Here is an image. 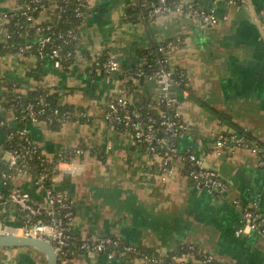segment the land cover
Returning <instances> with one entry per match:
<instances>
[{
    "label": "crops",
    "instance_id": "1",
    "mask_svg": "<svg viewBox=\"0 0 264 264\" xmlns=\"http://www.w3.org/2000/svg\"><path fill=\"white\" fill-rule=\"evenodd\" d=\"M21 2L0 0V16ZM198 3L228 19L213 27L175 12L149 22L130 20L126 9L133 0H90L79 29L77 59L59 67L49 58L3 54L0 76L25 88L42 85L89 117L86 122L67 121L57 130L43 120L26 125L31 139L50 159L67 157L76 147L83 150L57 163L53 177L55 191L73 201L72 227L80 236H117L161 260L183 245H194L220 264H264V240L254 231L237 233L244 229V222L240 208L232 203L234 199L243 206L256 203L264 213V166L259 163V156L264 159V0ZM57 17L56 9L49 7L38 21L51 24ZM7 33L6 21L0 20V42ZM171 40L176 42L169 52V65L188 79L184 89L171 90L180 120L188 126L178 141L179 150L194 153L203 159V167L218 171L229 184L225 195L197 189L179 158L173 162L174 172L162 180L160 162L104 117L106 103L119 93L126 72L141 62L138 50ZM102 55L117 60L119 72L97 70L93 63ZM137 90L157 97L160 87L154 78L145 77L137 80ZM7 117L10 125L16 124L10 112ZM236 126L259 144V156L245 147L216 155L217 136L235 131ZM1 184L0 180V193ZM13 186L28 192L36 204H45L44 193L30 177L15 175ZM17 209L0 202V221L19 224ZM0 253L9 256L3 264H46L45 254L34 248L0 249ZM179 258L186 264H203L191 254ZM71 264L144 263L140 259L119 263L105 254L78 253Z\"/></svg>",
    "mask_w": 264,
    "mask_h": 264
},
{
    "label": "built area",
    "instance_id": "2",
    "mask_svg": "<svg viewBox=\"0 0 264 264\" xmlns=\"http://www.w3.org/2000/svg\"><path fill=\"white\" fill-rule=\"evenodd\" d=\"M60 1L67 5L72 0ZM89 1L76 0L77 4L74 7V11L78 17L83 18V21L86 14H84L80 3H89ZM133 1L134 3L136 2V0ZM226 1L236 3L239 0ZM59 4V0H27L0 16V20L8 23L16 14L13 12L20 8V14L31 25L37 26L34 40L27 39V42L19 47V53L35 55L41 60L49 58L59 67L63 65V60L70 58L75 60L80 56L78 46L74 50L65 51L61 44H78L80 32L73 28L54 31L49 30V26L38 25L39 14L51 6L56 9L59 18ZM141 7L146 9V14L150 17L175 12L208 27L216 26L222 19H228V16L220 18L213 9L208 10L201 7L198 0H178L173 5L168 4V0H143ZM144 15L141 13L138 19L144 21ZM261 19L264 25V12L261 13ZM26 32L28 33V30ZM9 36V33H7L5 40ZM25 37L28 38V35L25 34ZM173 47L172 43L158 46L156 52L161 54V57L157 59L158 69L150 76H146L154 78L160 87L159 95L154 97L155 104H153V108L156 109L158 115H145L141 108L134 104V94L125 90L122 86L119 93L112 96L114 101L109 104L104 117L112 128L127 133L135 143L146 146L153 160L160 162L162 180H166L174 172L173 162L179 158L184 162H190L191 169L188 176L193 180V184L197 189L206 190L213 195H225L228 192L229 184L218 171L213 168L203 167V159L194 153H190L188 157H185L179 150L178 141L187 132L188 126L180 120L177 99L171 93L173 88H182L183 84L182 73H179L177 69H172L169 65V52ZM93 64L97 70L103 73H110L120 69L119 62L114 59L103 61L100 57H97ZM186 85L187 83H185V87ZM37 87H42V85L37 84ZM44 100V97L40 96L39 100L31 101L26 105V111L24 112L29 121L37 122L39 116L45 113L48 103L43 102L42 106H39ZM57 112L58 110L55 111V113ZM0 123L4 125L5 121ZM18 134L24 143L21 144V142L14 149L4 150L0 148V152H2L0 158L8 164L10 170H16L18 174L30 177L35 186L44 193L46 202L44 205H38L28 192L13 188L6 201L15 205L23 213L24 217L23 221H19L20 225L18 226L6 224L3 220L0 221L2 232L50 241L58 255L57 264H68L70 262L71 259L68 256L70 250H73L75 255L78 253L105 254L109 261L116 260L119 263L132 260L130 255L135 253L138 255L136 259H140L144 264H157L158 257L141 252L135 244L125 243V245H121L119 238L99 234L79 235V237L75 234L72 227L75 215L72 210L73 201L55 191L54 181L49 186L45 185L47 178L45 172L40 175L37 181L33 180L27 166L28 160L40 153L41 149L31 139L27 127L18 130ZM13 137V133L7 136L8 139ZM239 147L249 148L257 153L258 156L260 154L259 145L248 143L244 135L237 131L220 133L215 139L214 151L216 155H221L225 150L233 151ZM82 152L83 150L80 147H76L71 150L70 154H67L69 156H61L58 164ZM259 163L264 166V159L261 156H259ZM56 168L57 166L55 170ZM0 176L3 186L8 185V182L14 178L13 175L6 171L2 172ZM3 198V194L0 193V200ZM232 203L240 208L244 222V229H239L237 233L244 231L251 233L254 231L264 240V213L259 210L258 205L252 203L251 205L243 206L239 199H234ZM42 213L48 219L46 221L36 220L35 217ZM117 247H120V250L117 251ZM174 260L183 261L177 256L174 257ZM201 262L203 264H220L210 253L205 254Z\"/></svg>",
    "mask_w": 264,
    "mask_h": 264
},
{
    "label": "trees",
    "instance_id": "3",
    "mask_svg": "<svg viewBox=\"0 0 264 264\" xmlns=\"http://www.w3.org/2000/svg\"><path fill=\"white\" fill-rule=\"evenodd\" d=\"M27 0H22L20 5L24 3ZM143 0H136L134 4H131L126 9V16L130 20H138L139 15L145 14L144 21H153L157 17H150L148 14H146V9L141 7V3ZM156 1V0H155ZM178 0H168V4L173 5ZM59 10H60V17H57V20L51 24H44L39 22L38 25L44 26V27H50L49 30H67L69 28H73L80 32L79 27L83 22V18H80L76 15L74 11V7L76 6V0L70 1L69 4H65L63 1L59 0ZM82 10L84 14L87 15L89 12V3L81 2L80 3ZM21 9L17 8L13 13H16L15 16H13L9 22L7 23V29L9 33V38L5 40L4 42H0V55L8 54V53H15L19 52V47L27 42V39L34 40V36L36 33V27L34 25H31L21 14ZM38 15V14H36ZM28 30V33L26 32ZM25 34L28 35V38L25 37ZM176 40L171 41H165L159 44H154L148 49H141L138 50V56L141 59V64L139 63L138 66H136L131 71L126 72V78L123 80V88L125 90H128L130 93L134 94V104L141 108V111L145 115H153L156 116L157 111L153 108V104H155L154 96L146 93H142L140 90H137V80L143 79L146 76H150L155 70L158 69L157 59L161 57V54L156 52V49L160 44H167L172 43L173 46L175 44ZM63 49L66 50H74L78 44L71 43V44H63ZM103 61L108 60L107 56L102 55L100 57ZM74 61L73 58L65 59L62 62V66H68ZM95 67V66H94ZM96 68V67H95ZM179 73H182L183 75V84L182 88L185 87V83L188 82V79L186 77V74L183 73L182 70L178 69ZM178 73V74H179ZM122 76V75H121ZM39 77V76H38ZM37 77V78H38ZM40 96L44 97V101H42L39 106H42L43 102L48 103L46 105V111L44 114L39 116V120L45 121L49 127L53 130L59 129L63 123L67 121H82L86 122L89 120V117L84 112L82 108H77L69 104H65L62 102V99L60 97L59 93H49L48 90H46L43 87H29L25 88L21 84L18 83H12L9 82L5 77L0 76V122L5 121V124L2 125L0 123V132L3 134V138H0V148L6 150V149H14L19 146V144H23V140L19 137L18 130H21L26 127L27 123L29 122V119L24 111H26V105L31 101H37L39 100ZM114 101V98L111 96L109 100L106 103V110L108 109V106L110 103ZM45 105V103H44ZM58 110L57 113L55 111ZM12 114L13 121L16 122L15 125H10L8 120V113ZM106 112V111H105ZM240 134L244 135L246 141L250 144H258L256 141H254V138L251 137V135L244 130L243 128L237 127L236 130ZM13 133L14 137L11 139H8L7 136L9 134ZM223 133V132H222ZM227 133V132H224ZM259 145V144H258ZM146 147L145 145H143ZM2 152H0V155ZM190 153L183 154L185 157H188ZM61 158V155L53 159H50L46 157L42 151L40 153L34 155L32 158L28 160V168L29 171L32 174L33 180L37 181V179L40 177V175L45 172L47 174V178L45 180V185L49 186L53 183V177L56 173L55 167L57 166V163L59 162ZM191 169V165L189 161L185 162V172L188 174L189 170ZM8 172L13 177L17 175L16 170H10L8 167V164L1 160L0 158V175L2 172ZM1 177V176H0ZM191 179V178H190ZM193 183V180H192ZM2 185V184H1ZM14 188L13 183H11V180L8 182V185L1 187V193L3 194L4 198L0 200L1 204L4 203V201L7 200V197L10 193V191ZM214 196H220V195H214ZM18 210V209H17ZM72 210L75 213L74 210V204L72 202ZM18 221H23V213L18 210ZM35 219L40 220H47L48 217L42 213L35 217ZM75 234L79 236L77 232L74 231ZM112 236V235H111ZM80 237V236H79ZM116 237L117 236H112ZM120 240V238H119ZM121 245H125V242L120 240ZM138 249L146 253L148 255H151L146 250L140 248L138 246ZM120 250V247H117V251ZM119 255V253L117 252ZM185 254H191L195 258H200L201 260L204 258L205 254H200L198 252V249L194 245H183L181 246L174 254L170 255L165 260H161L158 258L157 264H186L183 263L184 261H176L174 260V257L182 256ZM69 258L71 259L68 264H71V261L75 257L74 251L70 250L68 253ZM138 255L132 254L130 255V259H136Z\"/></svg>",
    "mask_w": 264,
    "mask_h": 264
},
{
    "label": "water",
    "instance_id": "4",
    "mask_svg": "<svg viewBox=\"0 0 264 264\" xmlns=\"http://www.w3.org/2000/svg\"><path fill=\"white\" fill-rule=\"evenodd\" d=\"M18 225L20 224H17V226ZM1 227L2 224L0 222V249H9L15 247L34 248L45 254L46 264L58 263V255L50 241L42 238L5 233L1 231Z\"/></svg>",
    "mask_w": 264,
    "mask_h": 264
},
{
    "label": "rangeland",
    "instance_id": "5",
    "mask_svg": "<svg viewBox=\"0 0 264 264\" xmlns=\"http://www.w3.org/2000/svg\"><path fill=\"white\" fill-rule=\"evenodd\" d=\"M53 7V6H51ZM82 25V24H81ZM81 25L79 27V29L81 28ZM116 72H119V71H113V74H116ZM121 83V81H120ZM123 83V82H122ZM123 86V84L121 85V87ZM118 90V89H117ZM11 183H13V179L11 180ZM9 256L8 255H5L4 253H0V264H3V261L5 258H8ZM14 262V261H13ZM13 262H9L8 264H13Z\"/></svg>",
    "mask_w": 264,
    "mask_h": 264
}]
</instances>
